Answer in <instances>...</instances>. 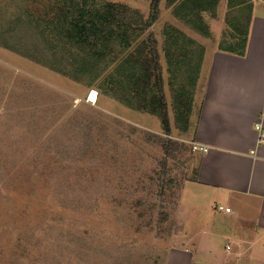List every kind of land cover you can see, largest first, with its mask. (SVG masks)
Instances as JSON below:
<instances>
[{
    "label": "rangeland",
    "instance_id": "rangeland-1",
    "mask_svg": "<svg viewBox=\"0 0 264 264\" xmlns=\"http://www.w3.org/2000/svg\"><path fill=\"white\" fill-rule=\"evenodd\" d=\"M104 1L153 19L148 34L157 42L171 132L163 131L157 117L131 110L97 91V100L91 103L89 96L95 90L0 47V264H166L169 250L183 245L181 239L174 241L178 206L169 210L166 232L135 241L129 232L118 229L140 221L129 208L130 199L119 207L114 198L128 194L117 189L120 174L141 176L152 170L154 159L162 157L161 148L148 141L149 135L192 148L188 134L200 107L194 104L190 129L187 135L180 134L171 105L163 30L167 25L177 27L201 44L210 59L228 36L227 0L220 2L215 14H203L208 38L180 22L167 0ZM114 145L123 154L121 160ZM197 153L191 154L198 157ZM169 164L173 166L172 161ZM193 167L188 169L190 177ZM98 192L104 195L99 213L89 207ZM181 218L179 238L189 224V218ZM168 227H173L171 232ZM84 229L93 234L105 231L109 238L115 236L117 244L135 249L123 257L113 247V256L88 251L90 241L82 242L77 235Z\"/></svg>",
    "mask_w": 264,
    "mask_h": 264
},
{
    "label": "trees",
    "instance_id": "trees-1",
    "mask_svg": "<svg viewBox=\"0 0 264 264\" xmlns=\"http://www.w3.org/2000/svg\"><path fill=\"white\" fill-rule=\"evenodd\" d=\"M221 1L167 0L174 16L205 38L210 36V29L203 14H215ZM254 6L252 0H227L224 21L228 36L221 40L218 50L240 57L245 55ZM152 25L153 19H145L140 12L104 0H0L1 48L83 84L131 110L157 117L163 131L170 134L169 106L157 42L148 34ZM163 38L174 121L179 133L186 134L190 129L205 48L172 25L165 26ZM148 141L161 148L162 157L154 159L152 170L141 176L120 174L117 189L128 191L126 196L131 197L114 198L119 207L130 199L129 208L140 221L118 229L129 232L135 241L144 235L150 237L156 231L166 232L171 206L179 208L185 184L195 181L198 175L197 159L184 142L154 135H149ZM114 146L121 160L123 154ZM119 165L123 167L122 162ZM190 165L195 166L191 177ZM103 197L100 192L95 195L89 206L93 212L99 213ZM172 229L168 227L170 232ZM77 235L82 242L90 241L88 251L96 254L111 252V256L117 253L118 257H123L133 248L117 244L115 236L109 238L102 230L93 234L84 229ZM112 247L116 249L114 253L110 250Z\"/></svg>",
    "mask_w": 264,
    "mask_h": 264
},
{
    "label": "crops",
    "instance_id": "crops-1",
    "mask_svg": "<svg viewBox=\"0 0 264 264\" xmlns=\"http://www.w3.org/2000/svg\"><path fill=\"white\" fill-rule=\"evenodd\" d=\"M206 53L188 136L208 151L197 153V178L183 188L174 234L183 245L169 250L166 264H264V144L256 129H264V2L254 6L243 57ZM181 216L189 218L184 238Z\"/></svg>",
    "mask_w": 264,
    "mask_h": 264
},
{
    "label": "built area",
    "instance_id": "built-area-1",
    "mask_svg": "<svg viewBox=\"0 0 264 264\" xmlns=\"http://www.w3.org/2000/svg\"><path fill=\"white\" fill-rule=\"evenodd\" d=\"M256 129L258 131L262 132V143L264 144V129H263V127L261 125H257ZM192 150H193V152H204V153H206L208 151V149L202 148L195 143H192ZM221 210H222V208H221Z\"/></svg>",
    "mask_w": 264,
    "mask_h": 264
},
{
    "label": "bare ground",
    "instance_id": "bare-ground-1",
    "mask_svg": "<svg viewBox=\"0 0 264 264\" xmlns=\"http://www.w3.org/2000/svg\"><path fill=\"white\" fill-rule=\"evenodd\" d=\"M97 100V93L96 91H93L90 95L89 102L94 103Z\"/></svg>",
    "mask_w": 264,
    "mask_h": 264
}]
</instances>
